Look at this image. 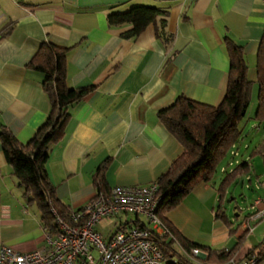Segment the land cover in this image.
Listing matches in <instances>:
<instances>
[{
  "label": "crops",
  "instance_id": "1",
  "mask_svg": "<svg viewBox=\"0 0 264 264\" xmlns=\"http://www.w3.org/2000/svg\"><path fill=\"white\" fill-rule=\"evenodd\" d=\"M133 4L167 9L169 44L156 37L152 23L134 38L120 34L130 24L108 23V11ZM263 31L262 0H0V127L7 126L22 141L32 136L47 116L49 101L42 72L27 63L44 40L73 45L67 53L66 82L94 88L69 106L65 134L50 148L46 169L57 197L71 209L83 205L97 190L92 173L107 156L110 186L155 180L182 151L157 111L178 94L210 104L220 101L229 67L224 36H229L243 46L247 75L253 81L251 97L256 92V102L240 126L242 135L250 125L262 137L251 149L244 141L243 152L241 142H236L237 153L229 152L218 172L198 182L165 216L186 239L213 249L233 247L247 230L243 245L231 254L240 260L248 247H264V215L239 220L238 200L231 190L237 177L241 183L248 179L250 186L252 168L264 163V150L259 149L264 145V121L254 118L256 53ZM241 159L250 160L249 173L237 175L220 200V179ZM255 187L262 192L254 200L263 195L264 183ZM0 205V245L28 251L45 244L40 210L27 200L1 143ZM217 209L225 211L229 223L216 216ZM115 216L112 228L105 234L99 231L104 238L120 222H145L135 214ZM176 247L183 251L178 243ZM204 254L201 250L198 255Z\"/></svg>",
  "mask_w": 264,
  "mask_h": 264
},
{
  "label": "trees",
  "instance_id": "2",
  "mask_svg": "<svg viewBox=\"0 0 264 264\" xmlns=\"http://www.w3.org/2000/svg\"><path fill=\"white\" fill-rule=\"evenodd\" d=\"M110 25L130 24L121 31L125 38H134L149 24H154L155 35L167 45L172 34L167 30V9L152 4H133L126 9L110 10L106 15ZM224 46L229 59L224 93L216 104L205 103L184 94H178L173 102L157 111L159 120L181 143L182 151L173 159L169 167L156 179L158 201L156 212L167 231L155 233L154 241L163 252L166 264H233L231 254L240 248L247 230H244L231 248L213 249L186 239L167 220L165 213L178 204L200 181L210 180L231 147L240 140V121L247 112L253 81L248 78V63L242 44L229 36H224ZM73 45L62 46L44 40L28 61L27 66L42 72L41 85L45 91L49 110L44 121L32 136L22 141L5 125L0 127V143L5 157L12 166V172L23 187L29 202H34L40 210L42 225L46 231L56 228L51 207L69 217L71 208L65 205L55 193V185L50 180L46 162L50 148L60 141L70 118L69 106L80 101L93 90L94 85L69 86L66 82L67 53ZM256 81L258 83L257 105L254 118L264 121V31L256 53ZM111 162L107 156L99 162L92 173V181L99 191L111 187L106 180V170ZM250 160L241 159L231 170H226L217 189L220 200L227 187L237 175L249 173ZM221 206L218 203L217 208ZM1 207V205H0ZM216 216L229 223L225 211L216 210ZM142 223L138 219H134ZM130 220L117 224V228L127 225ZM198 247L205 254L191 260L181 249ZM255 253L257 263L264 260V247L247 248V254Z\"/></svg>",
  "mask_w": 264,
  "mask_h": 264
},
{
  "label": "built area",
  "instance_id": "3",
  "mask_svg": "<svg viewBox=\"0 0 264 264\" xmlns=\"http://www.w3.org/2000/svg\"><path fill=\"white\" fill-rule=\"evenodd\" d=\"M233 146L230 152L236 154ZM157 189V182L152 180L113 185L108 191L96 190L83 205L71 209L67 218L52 206L56 228L46 231L45 244L28 251L1 244L0 264H166L162 250L153 239L155 233L167 231L156 212ZM253 206L255 209L248 218L262 217L264 193L254 200ZM126 213L143 216L145 222L130 221L105 238L96 228L102 217ZM183 252L196 261L201 250L192 246ZM256 263L255 253L233 261V264Z\"/></svg>",
  "mask_w": 264,
  "mask_h": 264
},
{
  "label": "rangeland",
  "instance_id": "4",
  "mask_svg": "<svg viewBox=\"0 0 264 264\" xmlns=\"http://www.w3.org/2000/svg\"><path fill=\"white\" fill-rule=\"evenodd\" d=\"M256 84L257 83L255 82L254 85H256ZM255 93L256 92H254V95L250 98V101H249V104L247 107V112L239 123L240 126H241L242 122H244L247 119V116L249 114L251 107L256 102ZM261 137H262V134H261V132L257 131V128H253L250 125L247 126L246 131L243 133L242 138H240V140H239V142H241L240 143L241 151L243 152V150H244V146H243L244 141H247L250 143L249 148L251 149L258 144ZM237 145H238V142H237L236 146ZM259 149L264 150V145L261 144ZM229 157H230V153H227V155L223 158L222 163H225ZM227 167H230V165H228ZM218 169H219V166L217 167V170H216L217 172H218ZM254 169H255V171H254ZM251 174H252V184L250 186L246 185L249 183L248 179H246L244 183L243 182L241 183V181L238 177L235 179L234 183H232V185H231V190L235 191V194H236V197L238 200L239 206L236 208L235 212L239 213V218H238L239 220L243 219L245 216L247 217L249 215V213L253 211V209H254L252 207V203L254 202L253 200L259 193L262 192L261 188L255 187V183H258V186L260 183L261 184L264 183V163L263 164L257 163V165L254 166V168H252ZM240 192L241 193L243 192V194L240 195L239 194ZM122 215H124V217L132 218L134 214L133 213H126V214H122ZM115 217H116L115 215L102 217L96 224L97 229L99 231H101L103 234H105L110 228L113 227Z\"/></svg>",
  "mask_w": 264,
  "mask_h": 264
}]
</instances>
